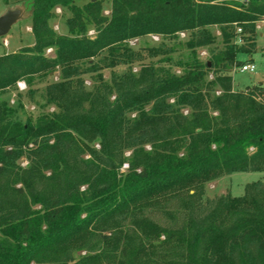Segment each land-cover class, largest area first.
Returning <instances> with one entry per match:
<instances>
[{
  "label": "trees",
  "instance_id": "16d2710c",
  "mask_svg": "<svg viewBox=\"0 0 264 264\" xmlns=\"http://www.w3.org/2000/svg\"><path fill=\"white\" fill-rule=\"evenodd\" d=\"M77 1L30 0L35 43L0 56V92L60 69L43 94L53 113L21 123L0 103V264H264V183L247 184L241 197L205 195L209 181L264 172V87L235 91L231 76L238 54L253 60L264 0L236 8L111 0L108 16L103 0ZM57 6L70 13L67 35L50 25ZM212 26L221 33L217 51ZM237 29L249 41L240 47ZM183 30L190 54L182 74L143 66L106 82L99 73L140 61L128 39ZM200 49L210 50L207 61ZM157 50L167 54L163 43ZM84 75H92L90 89ZM151 210L171 226H156ZM129 220L143 237L130 245L129 234L120 253H106ZM147 232L165 236L152 247L164 253L148 252ZM98 244L105 248L94 253Z\"/></svg>",
  "mask_w": 264,
  "mask_h": 264
},
{
  "label": "rangeland",
  "instance_id": "374dc122",
  "mask_svg": "<svg viewBox=\"0 0 264 264\" xmlns=\"http://www.w3.org/2000/svg\"><path fill=\"white\" fill-rule=\"evenodd\" d=\"M89 0H78L76 3L78 6H82L87 3ZM30 0H0V17L4 15L8 10H13L15 7L20 4L29 5ZM244 0H217L212 2L214 5L224 6L227 5L229 8L238 7V4L244 3ZM111 0H103V14L108 16L110 15ZM56 9H60V13H56ZM29 7L25 10L26 14L29 15ZM55 18L50 21V25L57 34L67 35L68 28L66 26V19L70 16V13L65 9L57 6L55 8ZM264 20V19H263ZM31 18H25L20 22L14 24L9 33L5 37H0V56L6 53H12L20 48L32 46L35 43V37L31 31ZM259 26V27H258ZM210 31L216 37V42L211 49L215 51L222 49V39L221 33L217 26H212ZM256 50L252 54V62L256 65V72H240L239 67L248 63L249 54L240 53L237 55L238 59L242 62L241 66L235 68L231 73L233 78V87L235 91H247L253 90L256 87H264V25L259 21L256 23ZM234 44L237 47L247 44L249 41L245 39L247 37H241L237 30L234 32ZM96 35L95 31L91 29L88 32V36L94 37ZM190 31L183 30L176 32L175 36L172 37H163L156 33H149L141 37H134L128 39L125 43L130 49L135 51L139 55L140 61H136L132 64H120L114 69H102L99 71L103 75V79L106 82H109L113 73L121 75L132 69L133 73H138L143 66H153L156 69H163L165 71L175 73L180 75L183 73V65L188 61L190 51L186 48V41L188 40ZM154 37H157L158 40H155ZM166 45L167 54L157 55V48L161 44ZM248 46V45H245ZM46 55H53V50L49 49L46 51ZM103 55V54H102ZM102 55L94 58L92 61L98 62ZM155 55V56H154ZM209 49H200L198 50V58L201 61H207L210 58ZM251 63V62H250ZM95 75V74H94ZM213 74H210L208 80L213 79ZM60 78V69L56 68L54 72H50L48 75L42 73L39 76H35V79L28 81V79H22L17 82V84L23 83L25 87L19 89L17 84L14 87H11L9 90L0 92V103H5L8 107L12 108L15 111V119L21 123L31 122L34 123L38 118L43 115L54 112V107L49 106L43 99L44 91L48 84L57 82ZM83 79L85 81V86L91 88L93 85L92 75H84ZM221 89L216 87V94L219 95ZM189 110H183L184 114H188ZM214 116L217 113H213ZM135 116V114H133ZM94 148H98V143L95 142L92 144ZM130 151L125 153L126 157L130 156ZM21 165L25 166L26 161L21 160ZM128 169L127 164L121 169L122 172H125ZM263 182L264 183V172H244V173H233L229 176H223L215 180L205 183V195L207 198H214L220 195L231 194L233 197H241L244 194V188L247 184L253 182ZM163 201V199H159ZM146 212V211H145ZM152 220V222L163 228H168L171 226L172 222L165 214L160 212V210H151L146 215ZM96 236L98 237L99 231H95ZM113 233L106 231L104 235H112ZM132 236V239L128 242L133 244L134 241H138V238L143 237V233L138 226L134 225L131 220L127 221L124 227L121 229V233L118 234L120 237L118 240L115 238L114 245L111 244L108 248L98 244L95 246L94 253H100L104 248L106 253H120L121 246L125 244L126 237ZM148 237L145 238L144 244L147 247L148 252L152 247H157L159 243H164L166 241L165 236H160L157 238L156 234L147 232ZM116 243H119L117 248ZM176 244V242H174ZM172 249V246L171 248ZM166 250L152 249L151 253H164ZM75 256H83L85 253H89L86 250H77Z\"/></svg>",
  "mask_w": 264,
  "mask_h": 264
},
{
  "label": "water",
  "instance_id": "95a60500",
  "mask_svg": "<svg viewBox=\"0 0 264 264\" xmlns=\"http://www.w3.org/2000/svg\"><path fill=\"white\" fill-rule=\"evenodd\" d=\"M25 14V7L17 6L13 10H8L4 15H2L0 17V37H5L14 24L20 22L25 18H31L32 11L29 15Z\"/></svg>",
  "mask_w": 264,
  "mask_h": 264
},
{
  "label": "built area",
  "instance_id": "2783aa9c",
  "mask_svg": "<svg viewBox=\"0 0 264 264\" xmlns=\"http://www.w3.org/2000/svg\"><path fill=\"white\" fill-rule=\"evenodd\" d=\"M56 13H60V9H56ZM263 25H264V20H261L260 21ZM259 27V26H258ZM237 32H238V34L240 35V33H241V29H237ZM241 36V35H240ZM154 39L155 40H158V38L157 37H154ZM239 70H240V72H248V73H254V72H256V65L253 63V62H248V63H246L245 65H242L241 67H239ZM17 87L19 88V89H23L24 87H25V85L23 84V83H18L17 84ZM124 166H126V165H124ZM127 167H128V165H127Z\"/></svg>",
  "mask_w": 264,
  "mask_h": 264
},
{
  "label": "crops",
  "instance_id": "0c3cea01",
  "mask_svg": "<svg viewBox=\"0 0 264 264\" xmlns=\"http://www.w3.org/2000/svg\"><path fill=\"white\" fill-rule=\"evenodd\" d=\"M19 6H23V7H25V10H27L28 9V7H29V14L31 13V11H32V8H31V6H30V4L28 5V6H26L25 4H20Z\"/></svg>",
  "mask_w": 264,
  "mask_h": 264
}]
</instances>
